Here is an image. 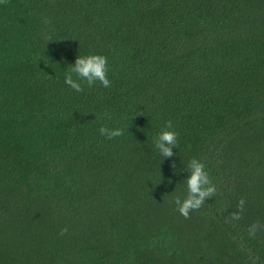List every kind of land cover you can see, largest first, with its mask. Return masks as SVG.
Wrapping results in <instances>:
<instances>
[{"label":"trees","instance_id":"1","mask_svg":"<svg viewBox=\"0 0 264 264\" xmlns=\"http://www.w3.org/2000/svg\"><path fill=\"white\" fill-rule=\"evenodd\" d=\"M89 53L111 87L76 92ZM0 264H264V0H0Z\"/></svg>","mask_w":264,"mask_h":264},{"label":"clouds","instance_id":"2","mask_svg":"<svg viewBox=\"0 0 264 264\" xmlns=\"http://www.w3.org/2000/svg\"><path fill=\"white\" fill-rule=\"evenodd\" d=\"M45 23H48V21L45 20ZM45 38L51 41L50 37ZM82 82L86 83L88 87L93 86L96 82H99L105 88L111 87V81L108 78V60L106 56L89 53L76 57L74 64H71V67L65 74V83L76 92H82L84 90ZM99 132L107 139L120 137L124 134L120 128L112 129L104 126L100 127ZM154 145L163 159L164 157L173 155L172 149L177 145V133L173 130L171 120L161 126L154 137ZM171 166L175 169V162ZM187 168L190 172L185 180L187 194L183 198L177 195L172 201L179 213L185 218L189 217L191 211L198 210L204 204L205 198L212 197L216 192L215 186L205 171V165L201 161L192 158ZM244 203L243 199L239 201V211L233 212L231 219L239 220L241 218ZM260 227L261 225L258 223L251 225L248 229L249 235L254 236ZM65 232H67V228L61 230V234Z\"/></svg>","mask_w":264,"mask_h":264}]
</instances>
